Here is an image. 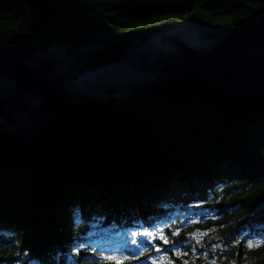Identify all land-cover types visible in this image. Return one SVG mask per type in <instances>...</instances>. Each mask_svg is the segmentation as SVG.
Segmentation results:
<instances>
[{"label":"trees","instance_id":"16d2710c","mask_svg":"<svg viewBox=\"0 0 264 264\" xmlns=\"http://www.w3.org/2000/svg\"><path fill=\"white\" fill-rule=\"evenodd\" d=\"M263 15L264 0H51L42 14L0 0V47L28 42L75 57L167 27L231 35ZM73 100L92 118L78 141L33 135L0 149V264H114L100 254H129L132 232L149 225L188 240L187 256L168 253L173 264H264V246H245L264 237V103L139 85L82 86ZM166 188L186 189L187 202L162 200ZM217 243L223 253L204 247ZM141 247L124 264H151L158 254Z\"/></svg>","mask_w":264,"mask_h":264},{"label":"water","instance_id":"95a60500","mask_svg":"<svg viewBox=\"0 0 264 264\" xmlns=\"http://www.w3.org/2000/svg\"><path fill=\"white\" fill-rule=\"evenodd\" d=\"M19 1L42 14L51 0ZM134 85L225 106L264 103V15L231 35L167 27L75 57L28 42L1 46L0 149L33 135L75 142L91 124L73 100L81 86Z\"/></svg>","mask_w":264,"mask_h":264},{"label":"snow or ice","instance_id":"6c2138e0","mask_svg":"<svg viewBox=\"0 0 264 264\" xmlns=\"http://www.w3.org/2000/svg\"><path fill=\"white\" fill-rule=\"evenodd\" d=\"M195 207L200 208L201 205H196ZM207 211L214 213L213 218H216L215 213L218 212L217 209L209 208L207 209ZM195 222L198 223L199 221H195ZM207 234H208L207 231H205L204 235H207ZM179 235H180V228H177L175 231H172L170 235H165L163 229H160L159 234H157V232L153 230V226L149 225L147 227H143V230L139 231L138 233L132 232L133 239L131 240V244L134 245L135 248L129 250V254L120 256V255H115V254L108 255V254L101 253L100 255L104 260L113 261L114 264H124L125 261L139 260L140 255H143V249L141 245L146 242L147 245L154 248L155 252L158 254L155 257H150L151 264H173V260L169 258L168 256L169 252H171L177 258L188 255V251L183 250L186 248V245L188 244V240L174 241L170 238V237H177ZM137 236H139L140 238L139 240L136 239ZM189 239H195V236L192 235L189 237ZM156 240L161 241L162 242L161 245H156L154 243ZM229 243H238V241H229ZM196 244H200L199 239L196 240ZM164 245H170V247H163ZM245 246L248 249H252L254 247L259 248L261 246H264V237H261L260 240L255 243L253 242V240L249 239L247 240ZM204 247L206 248L210 247L213 253H216L217 250H219L221 253L225 251L223 245L220 243L213 244L210 246H204ZM138 249L140 250V255L136 254ZM80 251H81L80 248L75 249L74 250L75 255H79ZM92 251L95 252L96 250L92 249ZM191 251H192L193 256L197 254L195 245L191 247ZM203 255L207 257L208 251L206 250L203 253ZM183 264H189V261L184 260ZM208 264H216V260L212 259L211 261L208 262ZM233 264H235V262H233Z\"/></svg>","mask_w":264,"mask_h":264},{"label":"rangeland","instance_id":"374dc122","mask_svg":"<svg viewBox=\"0 0 264 264\" xmlns=\"http://www.w3.org/2000/svg\"><path fill=\"white\" fill-rule=\"evenodd\" d=\"M54 141H56V140H54ZM171 189L172 188H166V190L164 191L165 193L161 191V193H163L162 200H166V199L171 200V199H173V200L178 201V202H187L189 192L186 189H176V190H173V191H171ZM197 190H198V194L196 196L199 197L203 193V188L202 187H198ZM127 202H126V204H127ZM119 236L121 237V234H119Z\"/></svg>","mask_w":264,"mask_h":264},{"label":"bare ground","instance_id":"6f19581e","mask_svg":"<svg viewBox=\"0 0 264 264\" xmlns=\"http://www.w3.org/2000/svg\"><path fill=\"white\" fill-rule=\"evenodd\" d=\"M82 87V86H81ZM85 87H89V86H85ZM89 88H92V87H89ZM144 88H146V87H144ZM147 89H149V88H147ZM151 90V89H150ZM154 91V90H153ZM188 98H190V97H188ZM91 117V116H90ZM92 119V118H91ZM153 212V211H152ZM154 212H156V210L154 209ZM119 220H121L120 218H119Z\"/></svg>","mask_w":264,"mask_h":264}]
</instances>
